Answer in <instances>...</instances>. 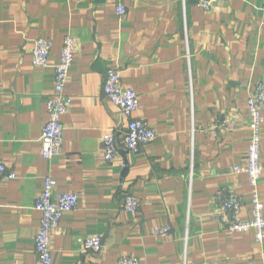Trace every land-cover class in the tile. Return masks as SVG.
Segmentation results:
<instances>
[{
	"label": "crops",
	"instance_id": "1",
	"mask_svg": "<svg viewBox=\"0 0 264 264\" xmlns=\"http://www.w3.org/2000/svg\"><path fill=\"white\" fill-rule=\"evenodd\" d=\"M66 35L76 42L64 87L71 104L60 153L44 158L54 71L34 67L31 49L50 39L53 64ZM108 68L136 91L133 117L156 133L136 153L118 145L111 160L102 137L112 132L119 144L129 118L104 98ZM259 81L264 0H211L209 8L199 0H0V162L16 175L0 179V264H39L35 202L46 176L56 192L78 195L51 232L50 264H118L122 256L138 264H264V239L230 232L212 216L218 194L232 192L243 198L240 218H252L247 175L233 167L247 160L246 101ZM260 160L264 205V122ZM127 195L137 211L124 209ZM158 225L169 234H154ZM89 236L101 238L99 252L84 249Z\"/></svg>",
	"mask_w": 264,
	"mask_h": 264
},
{
	"label": "built area",
	"instance_id": "2",
	"mask_svg": "<svg viewBox=\"0 0 264 264\" xmlns=\"http://www.w3.org/2000/svg\"><path fill=\"white\" fill-rule=\"evenodd\" d=\"M210 4L211 0H199V5L203 8H209ZM116 12L122 15L125 9L118 5ZM52 47L53 42L50 39L37 38L34 40L31 49V64L34 67L51 66L54 71L53 89L46 101L48 119L43 125L40 136L41 154L44 158L60 153L63 143L62 117L71 104V99L65 94L64 87L76 53V42L72 36L66 35L63 38L59 59L53 64L49 58ZM102 93L107 101L117 106L129 118L126 127L120 132L119 144L112 132L103 135L102 153L104 159H113L119 146L128 152L136 153L140 145L155 139V131L143 119L133 117V113L139 106L138 95L133 88L122 85L117 69H107L102 83ZM246 108L250 120L247 160L244 165H235L233 171L247 175L251 187L252 218L250 220L240 218L239 212L243 198L232 192L225 197L218 194V207L212 216L215 221H224L226 229L230 232L253 230L256 242L261 243L264 239V205L257 191V183L263 172L260 146L264 122V82L259 81L253 86L246 101ZM15 176L14 172H7L5 164L0 162V179L2 177L13 179ZM56 186V180L51 176H46L42 191L35 202V208L41 212V221L35 237V251L39 264L51 263V232L58 227L63 213L75 209L78 204V195L75 192H56ZM123 207L127 211H137L139 202L134 196L127 195ZM169 231L170 228L167 225L154 227V234L161 237L167 236ZM100 248V237L89 236L85 238V250L97 253ZM118 264H138V259L133 256H122L118 259Z\"/></svg>",
	"mask_w": 264,
	"mask_h": 264
},
{
	"label": "water",
	"instance_id": "3",
	"mask_svg": "<svg viewBox=\"0 0 264 264\" xmlns=\"http://www.w3.org/2000/svg\"><path fill=\"white\" fill-rule=\"evenodd\" d=\"M120 153H123L124 151H119ZM127 171V163L125 162L124 164V171L123 172H126Z\"/></svg>",
	"mask_w": 264,
	"mask_h": 264
}]
</instances>
